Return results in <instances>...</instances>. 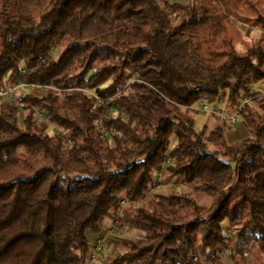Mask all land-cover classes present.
I'll use <instances>...</instances> for the list:
<instances>
[{
    "label": "trees",
    "instance_id": "obj_1",
    "mask_svg": "<svg viewBox=\"0 0 264 264\" xmlns=\"http://www.w3.org/2000/svg\"><path fill=\"white\" fill-rule=\"evenodd\" d=\"M220 2L211 12L197 0H0V89L49 91L0 104V264H85L106 220L142 232L109 264H212L244 246L264 255V102L262 115L247 107L239 141L179 110L264 87V42L203 48L200 30L221 32L242 5L264 32L257 1ZM134 176L152 194L122 217L124 200L105 194Z\"/></svg>",
    "mask_w": 264,
    "mask_h": 264
},
{
    "label": "rangeland",
    "instance_id": "obj_2",
    "mask_svg": "<svg viewBox=\"0 0 264 264\" xmlns=\"http://www.w3.org/2000/svg\"><path fill=\"white\" fill-rule=\"evenodd\" d=\"M167 2H178L182 5L189 4L190 0H165ZM198 3L204 4V6L209 10L213 11L212 9L215 8L216 5L221 4V0H197ZM257 1L258 8L264 11V0H253ZM243 12L240 13V17L233 15L228 17L227 20L223 21L222 24V31L215 33L213 28L210 26H206L203 29L200 30L199 36L200 40L203 43V48L208 51H216L218 48L223 49V42L224 39L230 40L233 45L236 47V49L240 52H245L246 49L255 43L262 41L264 42V32L260 29L255 27V19H254V13L247 8L245 5H242ZM175 15V13H173ZM66 40L63 39L60 44L55 45L51 48L50 54L52 57L56 58L61 51L62 47L65 45ZM132 77V76H131ZM107 84V83H106ZM104 84V85H106ZM44 93V90L42 88H32L29 86H22L18 87L17 84H14L13 86L6 85L4 89H0V104H3L4 102L16 99L21 94H34L37 96H41ZM92 93V92H90ZM250 95L252 97V100H250L245 107L244 113L246 112V117H244V114L242 113V116L239 120V123L241 122L244 127V129L247 131L245 126V119L250 117V113L247 111V107H251V109L254 110V113L257 115H262V102H264V87L259 86L258 83L253 85V88L250 92ZM247 95L241 96L239 100H242L243 97ZM228 100V90H225L221 93V95L216 98L214 101L219 102L220 104H224ZM213 101H207V105L210 107H214L211 105ZM181 110H184L180 108ZM24 108L19 113V122L21 123L22 115L24 114ZM228 111V110H227ZM112 115H115L116 112L114 109H111ZM228 113V112H225ZM34 117L40 121L46 124V130L52 134V135H62L61 130L57 127L53 126L52 124H49L44 116V113L41 111H35ZM197 117H201V115H197ZM196 117V118H197ZM220 118V117H219ZM223 120V119H222ZM195 128L197 130H200L198 123L196 122ZM235 129L234 125H231L229 127L230 132H232ZM108 133L105 132V135ZM248 134V132H247ZM241 136L234 135L232 138L227 139L228 141L236 140V138L240 139ZM238 139V141H239ZM242 139V138H241ZM170 143L173 144L175 141L174 135H172L170 131L169 135ZM237 141V140H236ZM112 144V141H111ZM155 173V179L158 180L160 178V172L154 171ZM143 179L140 176H134L128 180L125 181H117V180H111L109 188L107 190V193L105 194V198L107 200H111L112 198L116 197L118 195L121 197L124 202H126L128 208L127 212L130 210L129 208L136 206V205H142L146 204V200L148 197L151 196L152 192H149L147 196L141 195L142 193H145V188L143 186ZM183 189V188H182ZM181 187L179 186H171V187H165L160 186L156 188L153 192L158 191H180ZM136 194V195H135ZM199 195V194H198ZM147 197V198H146ZM200 195L198 196V199H200ZM125 214V213H123ZM111 231L112 236L115 237L116 240H123L124 244H130L133 243L137 237L139 238L142 236V232L139 230H136L134 228H131L127 224H123L121 226L113 225V223L110 224V228L108 229ZM224 231L226 234L230 235V229L228 226V223H224ZM140 235V236H138ZM118 242V241H117ZM105 246L103 251L100 253L98 259L96 260L97 263L95 264H109L110 260L113 259L116 255L119 253H122V251H125V246L123 244L119 245L118 243H107L104 240ZM204 256V255H202ZM88 261H92L87 258L85 264H87ZM212 264H264V255L259 254L257 251L250 249L249 246H244V252L243 255L234 253V256H230L229 250H224L222 255L218 257L216 260L211 261Z\"/></svg>",
    "mask_w": 264,
    "mask_h": 264
},
{
    "label": "crops",
    "instance_id": "obj_3",
    "mask_svg": "<svg viewBox=\"0 0 264 264\" xmlns=\"http://www.w3.org/2000/svg\"><path fill=\"white\" fill-rule=\"evenodd\" d=\"M201 103H206V100H200V101L196 102L193 106H191L187 110L184 108V111H186V114L189 115L193 119L194 124L197 122L200 128L207 127L209 129H213L216 126H221L222 129L224 130V135L227 139L232 138V136H234V135L241 136L240 139L247 136V131L244 129L243 125H241L242 124L241 122L239 123V121H238L236 124H230L229 122L222 120V118H219L217 116H213V115L208 114V113H201V112H198L197 110L193 109V107H196ZM211 105H213L215 108L221 110L224 113L232 111V109L234 107V105H230L228 103V101H226L224 104H220L219 102L213 101L211 103ZM197 115H201V117H197ZM231 125H234V127H235V129L232 132H230V130H229V127ZM194 127H195V125H194ZM238 139L239 138H236L237 141H238ZM236 140H233V141H236ZM127 208H128V206H127L126 202H123L122 207L119 210L120 216L124 217L126 215ZM123 213H125V214H123ZM111 223L112 222L110 220H106L100 234H98V235H92L91 234V235H89V239L92 240V239L99 236V237H103V239L107 243H118L119 245L124 244L123 240H116L114 237L115 235L112 236L111 231L108 230L110 228ZM96 260L88 261L87 264H95V263H97Z\"/></svg>",
    "mask_w": 264,
    "mask_h": 264
},
{
    "label": "built area",
    "instance_id": "obj_4",
    "mask_svg": "<svg viewBox=\"0 0 264 264\" xmlns=\"http://www.w3.org/2000/svg\"><path fill=\"white\" fill-rule=\"evenodd\" d=\"M18 87H24V86H29L32 88H42L40 86L34 85V84H17ZM44 90L45 93H48L49 91H46L45 88H42ZM53 93L55 94H61L60 91H54ZM86 93L89 95V97L96 101V102H100V99L98 96H96L95 94L90 93L89 91ZM252 100V97L249 94H247V96L243 97L242 100H239L233 107L232 111L228 112V113H224L221 110L215 108V107H210L209 105H207V103H201L196 107H193L194 110H197L198 112L201 113H208L211 114L213 116H217L222 118L223 120L229 122L230 124H236L241 116L243 111L245 110L246 104ZM21 107H24L25 104L24 103H20ZM181 110V109H179ZM90 245V249L87 253V258L90 260H96L98 259L100 253L102 252V250L104 249L105 243H104V239L103 237H96L94 239H92L89 243Z\"/></svg>",
    "mask_w": 264,
    "mask_h": 264
}]
</instances>
